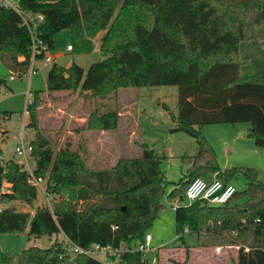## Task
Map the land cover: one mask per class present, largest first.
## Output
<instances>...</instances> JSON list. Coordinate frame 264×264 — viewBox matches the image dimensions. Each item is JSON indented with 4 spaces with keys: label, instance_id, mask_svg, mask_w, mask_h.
Here are the masks:
<instances>
[{
    "label": "trees",
    "instance_id": "1",
    "mask_svg": "<svg viewBox=\"0 0 264 264\" xmlns=\"http://www.w3.org/2000/svg\"><path fill=\"white\" fill-rule=\"evenodd\" d=\"M25 11L44 15L36 29L40 43L54 48V36L69 29L77 53L95 49V38L105 31L100 49L105 55L85 71L77 62L66 67L54 62L47 74V90H80L86 98H105L132 86H178L174 131L196 138L198 151L184 154L190 167L167 191L170 183L161 169V156L146 143L139 156H120L109 168H90L68 145L56 150L40 127L43 90L27 103L28 125L35 128L34 172L47 178L48 190L62 197L54 209L38 207L34 214L15 205L0 209V234L48 235L50 247L32 245L20 252L0 246V264H106L97 257L75 252L71 257L54 235L64 233L70 246L85 250L110 246L114 264H157L134 249L145 241L148 227L165 205L187 198L190 182L217 174L224 182L243 175L246 187L225 204L196 200L175 206L178 239L196 232L198 246H238L235 264H264V180L254 166L222 169L216 152L201 131L211 123L249 122L256 145L264 147V0H19ZM255 51L240 55L241 42ZM34 38L20 13L0 2V59L22 77L31 67ZM43 55L36 54L40 59ZM22 57V59H21ZM243 66L251 69L242 72ZM8 86L0 76V92ZM9 117L7 111H4ZM0 111V131L1 126ZM115 109L90 114L92 130L117 128ZM198 126V127H196ZM0 148V202L32 204L37 188L29 183L21 163H2ZM211 178V177H206ZM11 184L4 190V184ZM91 200V202H90ZM80 201L86 202L79 208ZM53 240V241H52ZM176 264H192L189 259Z\"/></svg>",
    "mask_w": 264,
    "mask_h": 264
},
{
    "label": "rangeland",
    "instance_id": "2",
    "mask_svg": "<svg viewBox=\"0 0 264 264\" xmlns=\"http://www.w3.org/2000/svg\"><path fill=\"white\" fill-rule=\"evenodd\" d=\"M103 33L105 31L100 32L95 38V49L92 52L77 53L67 49L68 44L71 43L69 29L61 30L55 34L54 48L49 51V54L59 65L69 67L73 62H77L87 71L93 62L105 57L100 49ZM254 51L250 42H241L240 55L242 57ZM37 63L40 68L33 74L30 69L26 76H16L14 80L9 78L10 72L0 63V75L7 77L8 85L12 86V90L8 86H3L0 92L1 126L3 128L0 131V147L3 149V164L13 159L22 164L27 174L33 172L36 175L31 144L36 130L28 125L30 115L26 113V110L29 98L31 100L33 92L40 89L44 91L42 104L39 107L40 127L51 137L56 150L68 145L72 151L78 152L85 159L86 166L109 168L114 166L120 156H139L141 144L146 143L161 156V169L170 181L166 188L167 191H170L175 183L186 174L190 163L186 161L184 154L194 155L199 146L195 137L181 130H173L177 126L173 118V114L176 115L178 112L177 85L123 87L108 97L91 99L86 98L84 92L80 90L47 91V74L52 63L43 65L42 59ZM250 69V66H243L242 72ZM121 107H124L123 110L126 113L119 120L118 128L112 130L116 132L114 142L116 141L117 145H91L90 138L85 136L89 130H92L87 127L92 111L103 112L106 109H115L119 113ZM4 111L8 112L9 117H6ZM250 126L249 122L211 123L202 125L201 131L214 148L216 163L222 169L241 165L254 166L260 171V179L264 180V147L256 145L255 140L249 136ZM132 130H135L134 136L130 135ZM95 131L92 132L93 135L98 134L100 130ZM21 138L24 139L26 145L32 146L31 152L27 151V158L16 154V145ZM201 177L218 176L210 173ZM232 183L240 189L246 187L243 175L236 177ZM10 186V183L5 182L3 189L9 190ZM35 187L38 196L32 204L12 200L0 202V208L15 205L19 210L34 214L38 207H48L53 210L54 204L62 199L57 193L48 190L46 177L40 186ZM47 192L50 194L49 197L45 195ZM163 203L165 205L158 211L148 227V232L151 233L153 239L151 247L142 251L145 258L157 264H176L187 258L192 264H235L238 246L199 247L196 232L185 231L184 239L187 244L178 239L175 206L190 203L188 198L182 201L172 200L165 195ZM85 204L87 203L80 201L79 208ZM42 238L29 237L27 231L2 233L0 234V246L5 251L20 252L35 244L42 245ZM52 239L61 241L62 245L68 249L70 256H75L64 233L54 235ZM95 255L105 263H114L111 258L113 254L106 251H99ZM114 255L116 256L117 253Z\"/></svg>",
    "mask_w": 264,
    "mask_h": 264
},
{
    "label": "built area",
    "instance_id": "3",
    "mask_svg": "<svg viewBox=\"0 0 264 264\" xmlns=\"http://www.w3.org/2000/svg\"><path fill=\"white\" fill-rule=\"evenodd\" d=\"M0 2L4 6L14 8L18 13H20L24 23L28 26V28L32 32L34 43L32 45V56H31V67H30L32 71L31 73L33 74L35 71V67H33V64L37 60L36 54L43 55L40 59L43 60L44 65H50L51 63L53 64L54 58L49 54V51L51 49H48L47 45L40 43L39 39L35 34L37 27L40 26V24H42L44 21V15L40 13H34L23 10L19 0H0ZM67 49L73 50V46L71 43L68 44ZM26 74H24L22 77L26 76ZM15 76L18 75H12L11 79L15 78ZM31 150H32V146L30 144L26 145L23 138H21V141H19L16 145V154L18 156L27 158V151L31 152ZM28 179L29 182L35 186H40L41 183L44 182V177L36 176L33 172H31V174L30 173L28 174ZM235 192H236V187L232 182L226 183L221 178L218 177L206 179L204 177L198 176L194 178L188 185L186 190V195L187 198L190 200V203L196 200L204 199L208 201L210 204L221 205L227 203L232 198ZM45 195L49 197L50 194H48L47 192ZM151 240H152L151 233L146 234L145 241L135 246L134 249L140 251L148 250L151 247ZM71 251L74 253L83 252V253L91 254L95 257H96L95 254L99 251H106L109 254H113V255L118 252L117 249H113L110 246L100 247L99 245H94L93 249L91 248L89 250H85L83 248H80L79 246H74V247L71 246Z\"/></svg>",
    "mask_w": 264,
    "mask_h": 264
},
{
    "label": "crops",
    "instance_id": "4",
    "mask_svg": "<svg viewBox=\"0 0 264 264\" xmlns=\"http://www.w3.org/2000/svg\"><path fill=\"white\" fill-rule=\"evenodd\" d=\"M103 36H104V33L102 34ZM103 36H102V38H103ZM102 38H101V40L100 41H102ZM101 43V42H100ZM69 51H72V50H69ZM21 59H22V57H21ZM38 61H40V59H37L36 60V62L33 64V67H35V70H37L38 68H40L39 67V64L37 63ZM54 62H55V59H54ZM0 63H2V61H1V59H0ZM3 64V63H2ZM4 65V64H3ZM43 65H44V63H43ZM52 65V64H51ZM50 65V66H51ZM5 67V66H4ZM68 67V66H67ZM6 68V67H5ZM8 71L10 72L9 74H10V76H9V78L11 79V76L12 75H15L14 74V72H12L11 70H9L8 69ZM0 76H2V75H0ZM2 77H4L6 80H7V84H8V78L7 77H5V76H2ZM16 77V76H15ZM15 78H13V79H11V80H14ZM8 87L12 90V86L10 85H8ZM48 91V90H47ZM31 93V92H30ZM29 101H31L30 100V98H29V100H28V102ZM124 109V107H121V109L119 110V114H120V119L119 120H121L122 118H123V116L125 115V110H123ZM26 113L27 114H29L28 113V111L26 110ZM128 113H130V111L128 112ZM117 128H118V126H117ZM113 129H109V130H100V131H98V134H96V135H93L92 134V132H96L95 130H89V133H87L86 134V136L85 137H88V138H90V140H89V142H90V144L91 145H100V146H105V145H107V146H110V145H117V143H116V141L114 142V140H115V134H116V132L115 131H112ZM1 133V132H0ZM134 134H135V130H132L131 132H130V135H132V136H134ZM2 135V134H1ZM246 135V134H245ZM3 136V135H2ZM1 148V147H0ZM2 149V148H1ZM3 150V149H2ZM0 209H2V207L0 208ZM153 239V238H152Z\"/></svg>",
    "mask_w": 264,
    "mask_h": 264
},
{
    "label": "water",
    "instance_id": "5",
    "mask_svg": "<svg viewBox=\"0 0 264 264\" xmlns=\"http://www.w3.org/2000/svg\"><path fill=\"white\" fill-rule=\"evenodd\" d=\"M42 247L44 248H47V247H50V239L48 237V235H44L43 238H42Z\"/></svg>",
    "mask_w": 264,
    "mask_h": 264
}]
</instances>
